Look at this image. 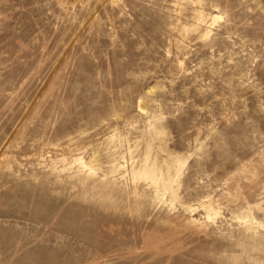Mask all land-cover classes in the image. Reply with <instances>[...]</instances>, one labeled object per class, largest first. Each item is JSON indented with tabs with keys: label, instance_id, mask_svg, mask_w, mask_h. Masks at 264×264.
<instances>
[{
	"label": "rangeland",
	"instance_id": "374dc122",
	"mask_svg": "<svg viewBox=\"0 0 264 264\" xmlns=\"http://www.w3.org/2000/svg\"><path fill=\"white\" fill-rule=\"evenodd\" d=\"M0 264H264V0H0Z\"/></svg>",
	"mask_w": 264,
	"mask_h": 264
}]
</instances>
